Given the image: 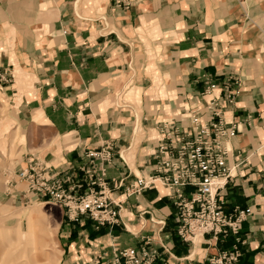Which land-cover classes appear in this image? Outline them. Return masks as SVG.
<instances>
[{
	"label": "crops",
	"instance_id": "0c3cea01",
	"mask_svg": "<svg viewBox=\"0 0 264 264\" xmlns=\"http://www.w3.org/2000/svg\"><path fill=\"white\" fill-rule=\"evenodd\" d=\"M127 2L0 0V90L13 112L5 121L18 125L24 140L10 195L56 207L59 264H104L121 249L144 245L155 252L154 264H210L233 236L185 242L167 189L155 184L127 196L124 186L154 167L161 123L185 128L194 109L208 120L206 104L218 97L220 117L237 126L224 208L251 210L237 264H264V0ZM105 144L113 153L105 181L118 203L116 224L70 221L15 178L36 159L67 178L69 192L83 193L85 153ZM40 217L31 208L26 219L44 228Z\"/></svg>",
	"mask_w": 264,
	"mask_h": 264
},
{
	"label": "built area",
	"instance_id": "2783aa9c",
	"mask_svg": "<svg viewBox=\"0 0 264 264\" xmlns=\"http://www.w3.org/2000/svg\"><path fill=\"white\" fill-rule=\"evenodd\" d=\"M113 3L117 8L128 5L127 0H113ZM213 87L209 85V89ZM218 103V97H213L206 104L210 110L208 120H200L199 109H194L188 114L189 123L185 128L172 122L161 123L154 167L146 176L135 177L124 186V193L138 195L160 182L168 190L175 208L176 234L190 243L206 234L215 239L231 235L235 240L232 247L208 261L210 264H237L241 255L238 246L241 225L251 210L235 207L227 212L224 208V191L231 177L227 164L228 143L235 137L237 126L220 117L219 109L215 108ZM111 149L105 144L85 153L87 163L81 171L89 188L80 194L69 192L64 187L67 178L49 174L36 159H28L26 166L15 172V178L25 182L26 193L62 207L70 221L87 216L98 225L116 224L118 203L109 197L105 181L106 166L113 156ZM155 258V252L144 245L139 249H121L104 264H154Z\"/></svg>",
	"mask_w": 264,
	"mask_h": 264
},
{
	"label": "rangeland",
	"instance_id": "374dc122",
	"mask_svg": "<svg viewBox=\"0 0 264 264\" xmlns=\"http://www.w3.org/2000/svg\"><path fill=\"white\" fill-rule=\"evenodd\" d=\"M12 114L7 97L0 90V264H59L54 243L60 218L56 207L39 204L37 200L21 204L9 193L14 185L11 181L13 163L20 160L24 143L18 125L12 120L11 123L5 121L11 119ZM31 208L41 212L39 223H43L44 228L36 222L28 224L26 218Z\"/></svg>",
	"mask_w": 264,
	"mask_h": 264
}]
</instances>
